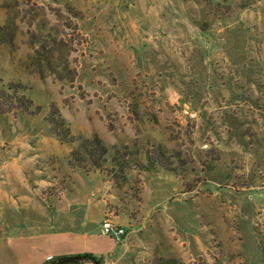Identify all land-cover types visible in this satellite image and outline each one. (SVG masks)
Listing matches in <instances>:
<instances>
[{
	"label": "rangeland",
	"instance_id": "obj_1",
	"mask_svg": "<svg viewBox=\"0 0 264 264\" xmlns=\"http://www.w3.org/2000/svg\"><path fill=\"white\" fill-rule=\"evenodd\" d=\"M0 80L33 101L0 114V156L39 155L19 165L103 248L125 230L104 264H264V0H0Z\"/></svg>",
	"mask_w": 264,
	"mask_h": 264
},
{
	"label": "crops",
	"instance_id": "obj_2",
	"mask_svg": "<svg viewBox=\"0 0 264 264\" xmlns=\"http://www.w3.org/2000/svg\"><path fill=\"white\" fill-rule=\"evenodd\" d=\"M38 156H21L19 161L7 152L0 156L5 160L0 170L11 172L5 177L0 173V264H48L56 258L86 252L104 257L114 253L118 243L105 236L112 245L103 248L96 232L87 229L86 204L80 202L83 209L72 211L78 204L64 192L59 197L42 194L39 169L19 165L32 164ZM60 222L63 224L56 226ZM73 222H79V227L71 226Z\"/></svg>",
	"mask_w": 264,
	"mask_h": 264
},
{
	"label": "trees",
	"instance_id": "obj_3",
	"mask_svg": "<svg viewBox=\"0 0 264 264\" xmlns=\"http://www.w3.org/2000/svg\"><path fill=\"white\" fill-rule=\"evenodd\" d=\"M20 91H22L20 86L0 84V114H9L17 110L31 114L29 110L33 105V101L29 98H25L24 95H19ZM50 125L52 132L60 138L61 142H69V138H66L69 133L68 130H64L62 120L61 122L53 120ZM74 142L77 143V145L75 148L73 147L70 152L71 161L73 162L72 165L78 164V169L84 172L88 165L100 169V165L105 162V157L109 151L103 142L98 137H95L92 141L80 138ZM100 159H102V161ZM162 167L164 166L162 165ZM169 171L176 174L173 169ZM104 236L108 239H112L114 242L116 241L112 236ZM77 257H79L77 261L68 264H104V256H98L94 253L86 252L77 255ZM65 258L67 257L56 258L51 260L48 264H57Z\"/></svg>",
	"mask_w": 264,
	"mask_h": 264
},
{
	"label": "built area",
	"instance_id": "obj_4",
	"mask_svg": "<svg viewBox=\"0 0 264 264\" xmlns=\"http://www.w3.org/2000/svg\"><path fill=\"white\" fill-rule=\"evenodd\" d=\"M102 233L120 240L125 234V230L120 226L113 224L110 220H105L102 224Z\"/></svg>",
	"mask_w": 264,
	"mask_h": 264
},
{
	"label": "water",
	"instance_id": "obj_5",
	"mask_svg": "<svg viewBox=\"0 0 264 264\" xmlns=\"http://www.w3.org/2000/svg\"><path fill=\"white\" fill-rule=\"evenodd\" d=\"M78 259H79V257H77V256H71V257H67V258L59 261L57 264H68V263L75 262Z\"/></svg>",
	"mask_w": 264,
	"mask_h": 264
}]
</instances>
